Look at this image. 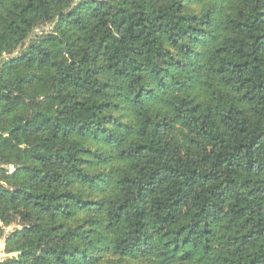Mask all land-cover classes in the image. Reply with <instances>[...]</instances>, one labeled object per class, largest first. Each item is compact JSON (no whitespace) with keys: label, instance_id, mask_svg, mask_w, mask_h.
Segmentation results:
<instances>
[{"label":"trees","instance_id":"16d2710c","mask_svg":"<svg viewBox=\"0 0 264 264\" xmlns=\"http://www.w3.org/2000/svg\"><path fill=\"white\" fill-rule=\"evenodd\" d=\"M14 224L0 264H264V0H0Z\"/></svg>","mask_w":264,"mask_h":264},{"label":"rangeland","instance_id":"374dc122","mask_svg":"<svg viewBox=\"0 0 264 264\" xmlns=\"http://www.w3.org/2000/svg\"><path fill=\"white\" fill-rule=\"evenodd\" d=\"M50 27H43V28H39L35 31V34L33 35V37L39 33H41L42 31L49 29ZM26 46V43L23 45V48ZM20 227L17 225H11L9 227H5V234L4 237L0 240V263L3 262L4 260H6L7 258H12L13 256H15V254H10L7 255L5 254V248H6V240H7V236L13 232L15 229H19Z\"/></svg>","mask_w":264,"mask_h":264}]
</instances>
